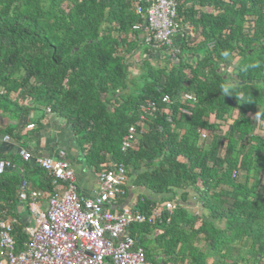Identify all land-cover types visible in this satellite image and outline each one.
<instances>
[{"label":"trees","instance_id":"1","mask_svg":"<svg viewBox=\"0 0 264 264\" xmlns=\"http://www.w3.org/2000/svg\"><path fill=\"white\" fill-rule=\"evenodd\" d=\"M176 2L177 20L199 36L178 40L169 67L161 59L168 49L153 53L141 42L143 30H134L143 24L137 0H0V111L25 117L33 107L19 103H46L72 126L91 168L124 164L135 185L170 202L179 195L171 216L129 229L149 262L264 264V0ZM138 51L162 64L144 60L129 85ZM139 78L143 85L130 93ZM163 96L173 104H163ZM147 101L159 105V114L122 153V139ZM180 107L191 115L179 114ZM18 160L0 175V221L17 220L12 236L21 252L28 242L19 211L23 180L34 166L45 179L41 190L55 186L36 164ZM190 191L200 197L199 215L185 206ZM162 203L143 198L136 209L149 213Z\"/></svg>","mask_w":264,"mask_h":264},{"label":"built area","instance_id":"2","mask_svg":"<svg viewBox=\"0 0 264 264\" xmlns=\"http://www.w3.org/2000/svg\"><path fill=\"white\" fill-rule=\"evenodd\" d=\"M177 8L176 0H137L135 13L143 19V24L142 27L134 26V30H143L141 42L144 47L156 53L172 48L177 40L190 38L193 27L177 20ZM180 99L196 104V98L189 94H182ZM162 103L173 104L168 96H163ZM139 110V121L129 127L121 142L122 153L133 150L137 140L147 134L148 123L159 114V105L147 101L139 106ZM178 113L191 115L185 107H180ZM165 120L167 124H173L170 113L166 114ZM157 131L162 132L163 128L158 127ZM199 135L201 140L206 139L205 134ZM20 156L24 162L32 160L28 151L21 150ZM35 164L52 177L54 186L64 185V191L46 198L30 189L29 183L23 180L19 199L31 217V222L24 228L28 242L25 250L16 252L12 233L17 220L0 221V264H153L147 260L140 238L132 236L129 229L132 225L161 221L165 213L171 216L175 203H163L149 213L136 209V203L119 204L128 196L129 176L124 164L111 163L99 172L100 191L94 198L78 194L75 173L64 151L59 152L56 160L39 157ZM11 166L8 161L0 160V175ZM44 202L46 208L43 209Z\"/></svg>","mask_w":264,"mask_h":264},{"label":"crops","instance_id":"3","mask_svg":"<svg viewBox=\"0 0 264 264\" xmlns=\"http://www.w3.org/2000/svg\"><path fill=\"white\" fill-rule=\"evenodd\" d=\"M198 36L199 35L194 32L190 35L192 38H196ZM177 45L178 40L174 42L172 48L167 49L172 51L174 55L179 52ZM142 52L143 51H138L136 54L143 55ZM144 57L145 60L148 58L147 55ZM154 59L156 60L157 58ZM155 60H153L154 62L152 61L153 64L158 65V63H160L159 60ZM173 60L174 62L176 61L175 58H173ZM138 67L140 68V66ZM132 70L133 69L131 67L130 72ZM133 79L134 78H132V80ZM19 105L22 107H33V109H31L25 117H19L16 115L12 117L8 114L5 115L0 111V160H2V158L7 159L6 161L11 163V159H19L18 164H21V162L26 163L20 156V151L25 150L31 153V162L35 164V160L39 157L52 158L56 160L59 152L64 151L66 154V160L70 163L75 173L78 194L81 197L94 198L100 191V185L97 177L101 170H95L87 164L84 153L81 152L78 146L72 126L67 123L65 118L52 112L49 107L44 109L43 106L37 105L36 103H19ZM30 125H33V128L29 129L28 127ZM7 127H11L13 129L17 128V130L13 131L12 135L8 137L4 133V130ZM18 127H22V130L18 131ZM5 137H8V139L6 140ZM109 165H111V163L101 166L102 170ZM32 167L31 171L27 173L28 180L26 179L29 183L30 189L42 193L46 196V198L64 191L65 186L62 184L55 186L53 192H45L41 190L40 186L45 182L44 176L37 174L33 171L34 166ZM13 168H15L14 165L10 167V169ZM19 172L23 174L26 173L25 169L22 167L19 168ZM41 172L45 174L44 171ZM127 193V198L123 200L121 199V201L118 202L119 204L137 203L139 200L142 201L143 198L162 203L166 197H169L153 194L146 188L135 185L131 178H129V182L127 183ZM173 203L178 206L180 203L179 195L174 198ZM185 203L189 214L199 215L202 212V203L200 201V197L196 193H192L190 191L187 195ZM42 208H46L45 202L42 204ZM19 211L22 213V217L25 220L26 225H28L31 222V217L26 205L22 204ZM26 214H28L29 217H27Z\"/></svg>","mask_w":264,"mask_h":264},{"label":"rangeland","instance_id":"4","mask_svg":"<svg viewBox=\"0 0 264 264\" xmlns=\"http://www.w3.org/2000/svg\"><path fill=\"white\" fill-rule=\"evenodd\" d=\"M187 51L188 50H186L185 53H189ZM198 52L203 54V50H200ZM144 56H145L144 54L143 55H137L136 54V56L131 60V67H132L133 70L130 72L129 85H130V83L132 81V78H135V77H138L139 76V73L141 72V70H140L141 68H139L138 66H140L142 64L143 60H145V57ZM173 58H175V56L173 55L172 51L165 50L163 52V54H162V57H161L163 65H165L168 60L171 61V62H169L167 64L169 67H171L172 65H175V62H174ZM146 59H148L150 61L155 60V59H151V56H148V58H146ZM151 63H153V62H151ZM162 63H158V65H160ZM232 68H233V66H230V68L228 69V72L231 73L232 72ZM143 83H144V79L143 78H139V80H137L135 83H132L133 86H135V88L134 87H131L129 89V92L130 93H133V94H136L139 91L140 87L143 85ZM42 106L44 107V109H46L47 104L46 103H42ZM14 120H15V118H14ZM14 120H13V122H14ZM263 192H264V190H263ZM165 200H167V199H165ZM167 202H169V200H167L164 203H167ZM26 216L29 217L28 214H26ZM212 260H214V259L211 258L210 261L212 262Z\"/></svg>","mask_w":264,"mask_h":264}]
</instances>
